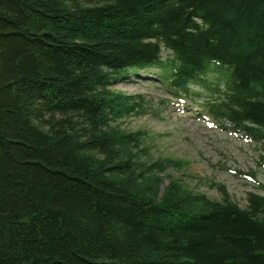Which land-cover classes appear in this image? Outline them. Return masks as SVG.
Here are the masks:
<instances>
[{"label": "trees", "instance_id": "1", "mask_svg": "<svg viewBox=\"0 0 264 264\" xmlns=\"http://www.w3.org/2000/svg\"><path fill=\"white\" fill-rule=\"evenodd\" d=\"M55 2L0 0V264H264L263 194L158 199L145 171L184 161L139 169L137 133L105 121L121 69L179 95L220 61L233 92L209 110L264 147V0Z\"/></svg>", "mask_w": 264, "mask_h": 264}, {"label": "rangeland", "instance_id": "2", "mask_svg": "<svg viewBox=\"0 0 264 264\" xmlns=\"http://www.w3.org/2000/svg\"><path fill=\"white\" fill-rule=\"evenodd\" d=\"M56 1L59 7L64 8H67V4L97 8L114 0ZM170 54L171 50L163 49V59ZM208 69L215 70L216 74L211 77V81L215 83L224 76L228 78L231 75L230 68L214 62L209 63ZM207 78L210 81V75ZM220 87H224V82L220 83ZM110 89L143 96L148 103L146 110L124 117L116 123L124 131L147 133L146 143L150 146L146 150L141 147L136 149L137 167L146 170L157 161H184L181 170L176 165L166 164L165 170L145 171L154 181L144 182L158 189V199L167 191L172 180L184 185L188 191L202 193L211 200L221 199L217 185H225L231 198L242 207L247 204L249 191L264 195L262 143L230 134L226 125L217 124L212 128L208 126L206 119L198 111L202 104L211 101L209 89L193 84L194 94L186 99L188 106H183L181 100L167 91L163 81L147 76L144 70L138 75L130 74L129 78L117 81ZM211 119L214 121L212 117ZM240 171L254 173L257 181L240 175ZM258 182L263 185L262 188Z\"/></svg>", "mask_w": 264, "mask_h": 264}, {"label": "bare ground", "instance_id": "3", "mask_svg": "<svg viewBox=\"0 0 264 264\" xmlns=\"http://www.w3.org/2000/svg\"><path fill=\"white\" fill-rule=\"evenodd\" d=\"M199 14L200 13H198V15ZM128 73H129L128 70L121 69L118 72L117 75L116 74L112 75L113 84L116 83L119 80L123 81L124 79L129 78L130 74H134L132 72L129 73V74ZM116 91L119 92L118 94L122 95V97H123L125 102L122 101V105H120V106H112V108H111L112 110H111V112H109L110 113L109 116L105 115V118H106L105 121L107 122L106 125H108V123H110L111 125H117L116 123H119L118 121H120L124 117L130 116V115H134V114H138L139 112H141V107H140V104H139L140 95H130V94L124 92V91H118V90H116ZM101 95L103 97H105L103 94H101ZM252 95H254L253 92L249 93L250 97H253ZM117 107H119V108L117 109ZM121 107L123 108L122 112H126L129 109L130 110L128 112H126V114L124 116L120 115L118 117H115V115H113L114 113H112V111L114 110L115 114L122 113V112L119 111V109H121ZM107 128H108V126H104L103 127V129H107ZM134 132L137 133L136 139H135L136 142H133L132 145H133V156L136 159L137 158L136 149H140V147H141L142 149L146 150L147 148L149 149L150 145L149 144L147 145V143H146V135H147L146 132H143V131H134ZM229 133L230 134H234V132L231 131V130H229ZM116 143H118V142H116ZM116 143L113 144L112 147L108 146V147H110L112 153H114L115 151H119L120 150V146L118 144H116ZM143 145H145V146L143 147ZM120 152L121 153H126L127 149L126 148L122 149ZM138 168L141 169L140 167H138Z\"/></svg>", "mask_w": 264, "mask_h": 264}]
</instances>
